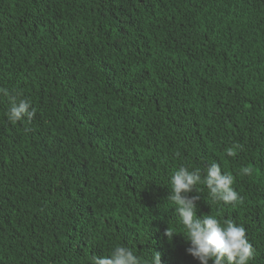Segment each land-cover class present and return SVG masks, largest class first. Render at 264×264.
<instances>
[{
  "label": "trees",
  "instance_id": "16d2710c",
  "mask_svg": "<svg viewBox=\"0 0 264 264\" xmlns=\"http://www.w3.org/2000/svg\"><path fill=\"white\" fill-rule=\"evenodd\" d=\"M0 88L35 112L11 122L0 95V264L116 244L199 264L165 236L182 231L168 180L211 161L242 199L199 184L197 217L243 226L264 264V0H0Z\"/></svg>",
  "mask_w": 264,
  "mask_h": 264
},
{
  "label": "clouds",
  "instance_id": "9594fccd",
  "mask_svg": "<svg viewBox=\"0 0 264 264\" xmlns=\"http://www.w3.org/2000/svg\"><path fill=\"white\" fill-rule=\"evenodd\" d=\"M0 95L7 97L9 107L6 116L11 122H19L27 117L31 119L35 112L26 98L12 95L8 89L0 88ZM239 145H233L225 150L227 157L236 156ZM243 174L249 169L243 168ZM234 176L229 172H222L216 161L206 164L203 169L190 170L186 166H179L169 177L170 195L167 200L175 205V215L182 231L167 228L165 236L182 234L189 244L186 249L188 255L199 264H250L253 257V247L246 237L243 226L230 219L221 220L215 214L197 217L196 201L200 196H188L195 190L199 194L197 185L203 184L207 189L210 202L215 205H235L242 197L233 187ZM90 264H161L159 252L151 254L138 253L126 244H116L111 251L102 257L91 256Z\"/></svg>",
  "mask_w": 264,
  "mask_h": 264
}]
</instances>
